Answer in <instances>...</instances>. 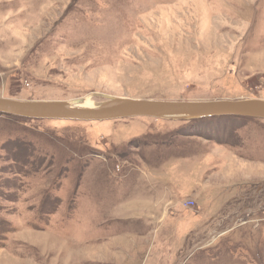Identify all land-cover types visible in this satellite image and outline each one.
I'll use <instances>...</instances> for the list:
<instances>
[{"label": "rangeland", "instance_id": "obj_1", "mask_svg": "<svg viewBox=\"0 0 264 264\" xmlns=\"http://www.w3.org/2000/svg\"><path fill=\"white\" fill-rule=\"evenodd\" d=\"M114 97L264 100V0H0V98ZM0 264H264V119L0 114Z\"/></svg>", "mask_w": 264, "mask_h": 264}, {"label": "water", "instance_id": "obj_2", "mask_svg": "<svg viewBox=\"0 0 264 264\" xmlns=\"http://www.w3.org/2000/svg\"><path fill=\"white\" fill-rule=\"evenodd\" d=\"M85 102L81 99L24 101L0 98V114L31 119L89 122L138 116L186 120L215 116L264 119V100L254 98L186 101L114 97L103 103ZM259 206L261 204L246 209V213L257 211ZM230 228L231 226L221 229L212 235L221 234ZM204 243L205 241L200 245Z\"/></svg>", "mask_w": 264, "mask_h": 264}, {"label": "flooded vegetation", "instance_id": "obj_3", "mask_svg": "<svg viewBox=\"0 0 264 264\" xmlns=\"http://www.w3.org/2000/svg\"><path fill=\"white\" fill-rule=\"evenodd\" d=\"M214 219V218H211V220Z\"/></svg>", "mask_w": 264, "mask_h": 264}, {"label": "trees", "instance_id": "obj_4", "mask_svg": "<svg viewBox=\"0 0 264 264\" xmlns=\"http://www.w3.org/2000/svg\"><path fill=\"white\" fill-rule=\"evenodd\" d=\"M4 115V114H3ZM7 116H9V115H7ZM15 117V116H14Z\"/></svg>", "mask_w": 264, "mask_h": 264}]
</instances>
